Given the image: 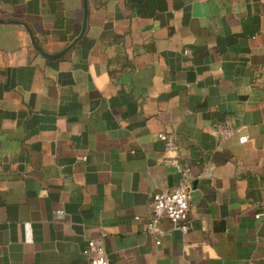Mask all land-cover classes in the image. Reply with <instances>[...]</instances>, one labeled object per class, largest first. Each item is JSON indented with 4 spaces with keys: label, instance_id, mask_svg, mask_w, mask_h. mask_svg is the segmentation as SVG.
Listing matches in <instances>:
<instances>
[{
    "label": "crops",
    "instance_id": "crops-1",
    "mask_svg": "<svg viewBox=\"0 0 264 264\" xmlns=\"http://www.w3.org/2000/svg\"><path fill=\"white\" fill-rule=\"evenodd\" d=\"M128 2L0 0V264H90L91 240L109 264H264V0ZM162 133L195 186L157 245Z\"/></svg>",
    "mask_w": 264,
    "mask_h": 264
},
{
    "label": "built area",
    "instance_id": "built-area-1",
    "mask_svg": "<svg viewBox=\"0 0 264 264\" xmlns=\"http://www.w3.org/2000/svg\"><path fill=\"white\" fill-rule=\"evenodd\" d=\"M215 130L222 140L231 137L234 131L230 123L225 125H215ZM159 140L164 143L166 157L163 164L176 170L180 175L177 187L172 191H163L153 196L151 204V215L146 224V231L157 240V245L161 244V239L169 235V231L161 227L163 220H168L174 230H178L183 234H187L190 229L189 213L191 209V200L194 192V177L189 166L184 165L178 154V144L174 134L162 133ZM247 137L240 138L241 143L247 142ZM64 211L56 213L57 217H63ZM263 215H257V219H261ZM136 220H140L139 217ZM30 239V231L28 227L27 233ZM83 254L89 259L90 264H109L108 253L102 241H88Z\"/></svg>",
    "mask_w": 264,
    "mask_h": 264
},
{
    "label": "trees",
    "instance_id": "trees-1",
    "mask_svg": "<svg viewBox=\"0 0 264 264\" xmlns=\"http://www.w3.org/2000/svg\"><path fill=\"white\" fill-rule=\"evenodd\" d=\"M128 6L142 18H153L166 10L165 0H129Z\"/></svg>",
    "mask_w": 264,
    "mask_h": 264
},
{
    "label": "water",
    "instance_id": "water-1",
    "mask_svg": "<svg viewBox=\"0 0 264 264\" xmlns=\"http://www.w3.org/2000/svg\"><path fill=\"white\" fill-rule=\"evenodd\" d=\"M2 23H4V21H1L0 20V24H2ZM11 23H14V24H19L18 22H11ZM25 27H26V29L28 30V32L31 34V31H30V29L26 26V25H24ZM84 33H85V25H84V28H83V31H82V33H81V35L67 48V49H65L63 52H61V53H59V54H57V55H55V56H53V58H58V57H61V56H63V55H65L66 53H68L70 50H72L77 44H78V42L82 39V37L84 36ZM32 35V34H31ZM32 43H33V45H34V47L38 50V51H40L41 53H42V55H44V56H46V57H52V56H49V55H47V54H45L40 48H38L37 47V45H36V43H35V41L33 40V37H32ZM195 184V183H194ZM195 186V185H194Z\"/></svg>",
    "mask_w": 264,
    "mask_h": 264
}]
</instances>
